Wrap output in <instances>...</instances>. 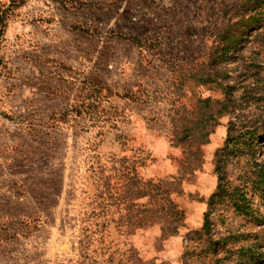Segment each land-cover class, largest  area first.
I'll list each match as a JSON object with an SVG mask.
<instances>
[{
  "label": "rangeland",
  "instance_id": "obj_1",
  "mask_svg": "<svg viewBox=\"0 0 264 264\" xmlns=\"http://www.w3.org/2000/svg\"><path fill=\"white\" fill-rule=\"evenodd\" d=\"M17 1L0 0V264H264V224L231 206L213 212L210 246L196 234L216 153L234 186L264 164V33L211 59L228 20L206 14L240 0ZM208 98L233 112L203 145ZM134 175L181 181L184 226L160 252V226H119Z\"/></svg>",
  "mask_w": 264,
  "mask_h": 264
},
{
  "label": "trees",
  "instance_id": "obj_2",
  "mask_svg": "<svg viewBox=\"0 0 264 264\" xmlns=\"http://www.w3.org/2000/svg\"><path fill=\"white\" fill-rule=\"evenodd\" d=\"M17 2V0H12V5H16ZM209 11L212 12V15L206 14L208 18L216 17L220 20H228L227 24L216 29L215 43L222 45V48L220 50L217 48V53L214 51L211 56L215 65L217 61L214 59L216 58L215 55L220 54L223 57L231 51H239L244 39L247 40L253 33H256L257 37L264 33V0H240L231 5L221 2L216 6H210ZM235 19H238V21L235 22ZM255 43L257 42L254 41ZM260 44L264 49V43ZM217 74L218 72H215L213 76H217ZM226 89L229 92V88L227 87ZM203 104L205 130L202 144L205 145L208 143L209 136L214 133L219 125L220 118L233 112V103L227 99L213 101L208 98ZM232 131L231 124L227 144L232 140L230 138ZM260 139L264 141V136ZM224 150H219L216 153L218 185L216 191L207 199L209 209L204 214L202 230L196 233L199 236L202 233L208 235L207 244L209 246L213 243V240L209 237L212 229L211 217L213 212L221 206H231L238 214L251 218L256 223L264 224V215L253 209V200L248 198L249 193L253 192L264 199V164H258V159L254 157L251 168L240 176L239 186H234L228 180L222 165ZM187 164L189 166L193 165L191 158L187 159ZM109 180L110 178L107 177L106 186L108 188ZM124 183L122 185L124 190L120 196L123 201L122 205L125 206L126 214L118 222L119 226L125 227L130 234H134L137 229L145 226H160L161 235L157 238L156 243L157 250L160 252L164 243L178 234L179 230L184 226V212L171 199L173 193L181 192V181H160L154 183L152 181H143L134 175L127 178ZM143 200H147V202L141 203L140 201ZM252 257L255 258V256ZM135 259H137L135 256H129L127 259H113L109 264H157L156 259L145 262L139 259L135 261Z\"/></svg>",
  "mask_w": 264,
  "mask_h": 264
}]
</instances>
